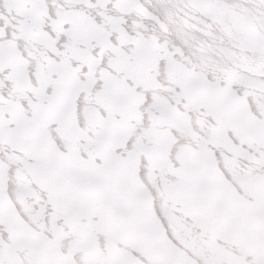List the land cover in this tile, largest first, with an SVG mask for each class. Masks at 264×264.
I'll use <instances>...</instances> for the list:
<instances>
[{
  "label": "snow or ice",
  "instance_id": "obj_1",
  "mask_svg": "<svg viewBox=\"0 0 264 264\" xmlns=\"http://www.w3.org/2000/svg\"><path fill=\"white\" fill-rule=\"evenodd\" d=\"M0 264H264V0H0Z\"/></svg>",
  "mask_w": 264,
  "mask_h": 264
}]
</instances>
